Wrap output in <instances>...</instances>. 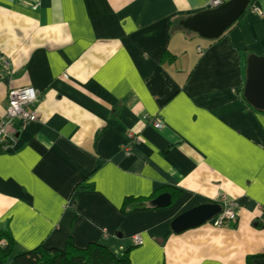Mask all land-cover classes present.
I'll return each instance as SVG.
<instances>
[{"label": "crops", "instance_id": "0c3cea01", "mask_svg": "<svg viewBox=\"0 0 264 264\" xmlns=\"http://www.w3.org/2000/svg\"><path fill=\"white\" fill-rule=\"evenodd\" d=\"M208 2L0 0V121L11 90L38 92L35 118L13 121L0 151L13 256L68 240L129 251L131 264L264 254V113L242 96L246 59L264 56V0L214 40L181 25ZM163 193L167 206L122 212ZM226 202L228 226L171 231L186 210Z\"/></svg>", "mask_w": 264, "mask_h": 264}, {"label": "water", "instance_id": "95a60500", "mask_svg": "<svg viewBox=\"0 0 264 264\" xmlns=\"http://www.w3.org/2000/svg\"><path fill=\"white\" fill-rule=\"evenodd\" d=\"M249 0H229L221 6L198 12L181 22L184 29L203 39L221 37L246 11ZM243 99L254 110L264 112V56L250 55L246 59ZM170 195L163 193L152 200L156 207L167 206ZM221 213V206L205 203L186 210L171 222V231L180 233L205 224Z\"/></svg>", "mask_w": 264, "mask_h": 264}, {"label": "trees", "instance_id": "16d2710c", "mask_svg": "<svg viewBox=\"0 0 264 264\" xmlns=\"http://www.w3.org/2000/svg\"><path fill=\"white\" fill-rule=\"evenodd\" d=\"M258 112L264 113L262 111ZM84 189L91 190V187H85L84 184L77 185L76 187V190L79 191ZM152 200L148 202L131 201L132 203H130L128 199H125L122 205V212L126 213L129 209L142 210L145 206L154 208L156 206L151 204ZM1 241L5 245L0 246V264H131L128 255L129 251L125 252L121 257H117L103 245L89 243L85 248L79 249L70 240L66 242L62 250L39 246L13 256L14 240L7 224L0 225ZM262 257H264V254L247 256L244 264H254V259Z\"/></svg>", "mask_w": 264, "mask_h": 264}, {"label": "built area", "instance_id": "2783aa9c", "mask_svg": "<svg viewBox=\"0 0 264 264\" xmlns=\"http://www.w3.org/2000/svg\"><path fill=\"white\" fill-rule=\"evenodd\" d=\"M221 6V0H209L208 8L214 9ZM252 10L259 13L255 6H252ZM38 100V92L33 87H23L16 90H11L7 95V105L5 108V115L0 121V151H9V142L11 139V130L14 120H19L22 124L31 122L35 118L34 106ZM153 127L160 129L162 124L154 122ZM129 146H124L123 150L128 151ZM128 148V149H127ZM236 208L235 202H226L223 204L221 213L211 219L210 224L214 228H222L228 226L230 223L236 220ZM133 243L135 245H141L143 241L139 236L133 237ZM4 242H0V246H3Z\"/></svg>", "mask_w": 264, "mask_h": 264}, {"label": "rangeland", "instance_id": "374dc122", "mask_svg": "<svg viewBox=\"0 0 264 264\" xmlns=\"http://www.w3.org/2000/svg\"><path fill=\"white\" fill-rule=\"evenodd\" d=\"M15 121V120H14ZM19 121V120H18ZM20 122V121H19ZM5 245V244H4Z\"/></svg>", "mask_w": 264, "mask_h": 264}]
</instances>
